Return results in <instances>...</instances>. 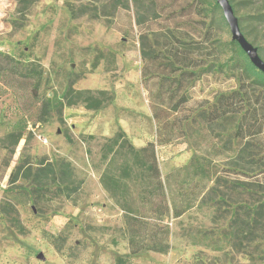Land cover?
<instances>
[{
    "label": "rangeland",
    "instance_id": "1",
    "mask_svg": "<svg viewBox=\"0 0 264 264\" xmlns=\"http://www.w3.org/2000/svg\"><path fill=\"white\" fill-rule=\"evenodd\" d=\"M235 4L249 39L264 42V0ZM230 39L221 9L202 0H0V264H264V105L252 97L243 138L194 119L238 82L215 70ZM168 61L197 75L162 80L180 76ZM162 101L176 106L166 143L152 110ZM118 135L135 150L154 143L168 216L138 212L134 174L127 211L103 188L104 172L120 174ZM256 207L258 222L245 224Z\"/></svg>",
    "mask_w": 264,
    "mask_h": 264
},
{
    "label": "trees",
    "instance_id": "2",
    "mask_svg": "<svg viewBox=\"0 0 264 264\" xmlns=\"http://www.w3.org/2000/svg\"><path fill=\"white\" fill-rule=\"evenodd\" d=\"M207 5L211 6L214 10L219 9V5L215 0H202ZM232 6L233 12L237 17L238 26L244 37L257 48L259 57L264 61L261 51L264 49V42L257 41L255 38L249 39L247 32L244 30L243 26V17L238 15L235 0H228ZM260 22H264V13L258 16ZM227 24V23H226ZM229 46L230 53L223 62H218L215 66V70L219 73L230 71L238 73L237 84L236 86L230 87L225 90L217 91L213 96L211 102L207 103L206 108L198 110L196 117L207 121L208 123L218 122L221 126H232L235 127V130L239 131L240 138H243L244 129L242 127L243 122L250 116V112H255V103L252 101V97L255 98L257 102H261L260 106L264 105V73L259 71L256 67L252 65L246 53L241 49L240 45L230 39L227 42ZM177 53H174V58H176ZM171 65V61H168L166 67ZM172 66V65H171ZM172 66L173 71L179 70V78H169L167 76H162V80L170 79L173 83H177L178 86L183 84L184 75L192 76L197 75L195 71L192 70H182L178 67ZM33 73V70L26 72L22 75L29 76ZM75 93L73 90H70L66 95L67 102L69 104L73 103V100L69 99ZM82 91L77 92V96L80 95ZM75 96V97H77ZM260 99H263L260 100ZM93 107L98 105V100H95ZM176 106L172 107L167 106L164 102H159L153 104V117L156 121L157 127V141L158 143H166L176 136L173 134L172 126L175 125V120L169 116L170 110H175ZM251 126V125H249ZM254 127V125L252 126ZM165 130L163 136H161V131ZM257 132H260V125L257 126ZM16 140H19L22 135L21 133L16 134ZM120 141L119 148L123 150V161L120 164V174L113 175L109 170L104 172L100 176V183L103 188L108 191L110 194L116 197L117 204L121 209L127 211L128 207L126 206V193L127 185L126 181L134 174L136 178L141 180L140 194L138 195V212L144 214L150 212L155 214L157 218H162L169 215V206L167 198L164 192L163 181L161 178L160 170L158 167L157 157L154 150V143L148 142L139 150H135L132 145L126 140L122 139L120 135L111 140V145L116 144ZM61 165H68L63 160H59ZM232 161L237 167V170L240 171V158H233ZM39 165L42 162L38 163ZM50 171H54L53 165H49ZM47 168L39 166L34 173L31 184L34 188H37L39 185H42V178L39 175L40 171H47ZM31 168H28L25 173V177L29 178ZM16 170L12 171L9 174L10 183L16 180ZM216 181H219L218 178H215ZM214 181V180H213ZM240 186V180L236 183ZM67 186H65L66 188ZM60 190V186H58ZM120 197V198H119ZM122 199V202H121ZM263 211V207L260 208ZM240 207H234L231 210V221L239 220ZM244 214L246 215L245 224L255 225L258 222L259 210L258 208H246ZM241 220V218H240ZM243 220V221H244ZM134 240L130 238V244L133 251H136L138 248L133 244ZM150 244L148 249L155 251H162V246L159 244ZM134 245V246H133ZM122 260L118 259L117 264H121Z\"/></svg>",
    "mask_w": 264,
    "mask_h": 264
},
{
    "label": "water",
    "instance_id": "3",
    "mask_svg": "<svg viewBox=\"0 0 264 264\" xmlns=\"http://www.w3.org/2000/svg\"><path fill=\"white\" fill-rule=\"evenodd\" d=\"M215 1L219 5L223 18L228 25L231 33V39L240 45L241 49L246 53L252 65L264 73V61L259 57L257 48L252 45L240 31L237 17L233 12L230 2L228 0ZM37 257L42 258V254L39 252Z\"/></svg>",
    "mask_w": 264,
    "mask_h": 264
}]
</instances>
